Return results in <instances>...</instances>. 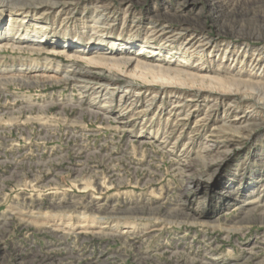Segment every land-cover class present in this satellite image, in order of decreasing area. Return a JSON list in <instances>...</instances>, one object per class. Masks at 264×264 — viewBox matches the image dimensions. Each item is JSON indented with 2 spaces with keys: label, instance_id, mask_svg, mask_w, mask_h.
I'll return each mask as SVG.
<instances>
[{
  "label": "rangeland",
  "instance_id": "1",
  "mask_svg": "<svg viewBox=\"0 0 264 264\" xmlns=\"http://www.w3.org/2000/svg\"><path fill=\"white\" fill-rule=\"evenodd\" d=\"M2 1L0 39L141 51L233 89L102 65L73 85L57 55L1 50L0 264H264V0Z\"/></svg>",
  "mask_w": 264,
  "mask_h": 264
},
{
  "label": "bare ground",
  "instance_id": "2",
  "mask_svg": "<svg viewBox=\"0 0 264 264\" xmlns=\"http://www.w3.org/2000/svg\"><path fill=\"white\" fill-rule=\"evenodd\" d=\"M5 1L8 2V0ZM5 1L2 2L4 3ZM9 1L10 2L8 3L13 2V0ZM46 37H48V35H45V33L40 32L34 37H28L26 35L20 39L17 37H13L10 39H0V51L5 50L6 48H10L22 50L30 55H57V59L66 62V69L62 71L63 73L60 79H63L67 83H71L73 85H80L83 82L87 83L88 79H90L95 74V70H99L102 65L110 71L114 68H122L124 69L123 73L126 76H137L143 79L144 81H147L149 79L151 83L158 82L163 85L176 84L178 86L181 85L189 87H192L194 85L196 86L198 84L201 85V87L203 88H207L208 90L218 89L223 93H229L233 89L229 87L228 83L225 80L217 77H212L205 73L196 72L194 70L195 67H190L189 65L181 61L161 59L160 57H157L155 55H148L142 53L141 51L134 53L130 52L128 49V51L126 52L117 54L115 53V50L97 49V47H93L91 48V50L87 49L86 52L77 46H73L74 42H76V38L74 39L70 36L67 37L65 40H62V45L58 47L53 45L49 46V44L56 45L58 43L57 41L47 39ZM71 40L72 44L68 45ZM81 62L89 66L90 69H80L77 64ZM25 77L27 76L18 75L16 77L10 76L1 78V80L10 79L22 83L26 81ZM257 88H259L258 85ZM77 107L81 108L83 107V104L79 103ZM84 111L90 114L95 113L92 110H89L88 108L85 110L84 108L81 109V112ZM214 134L215 135H212L207 139L209 141L208 144L217 142L218 137L216 133ZM206 156L209 155L205 154L202 158H205ZM205 159L206 160L203 159L204 166L212 161L207 160V157ZM184 172L188 173L186 174L185 179L182 181L183 189L185 191L186 189L190 188L193 184V175L191 171L187 168L184 169ZM258 207L261 206L257 204L253 206V209H257ZM260 220L262 223H264V211L261 214Z\"/></svg>",
  "mask_w": 264,
  "mask_h": 264
}]
</instances>
